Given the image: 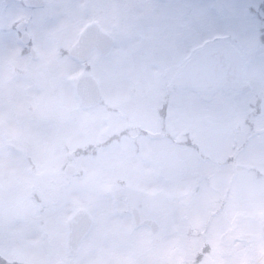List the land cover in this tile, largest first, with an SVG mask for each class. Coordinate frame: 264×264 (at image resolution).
<instances>
[{
	"label": "rangeland",
	"instance_id": "obj_1",
	"mask_svg": "<svg viewBox=\"0 0 264 264\" xmlns=\"http://www.w3.org/2000/svg\"><path fill=\"white\" fill-rule=\"evenodd\" d=\"M61 9L74 14L77 27L94 16L109 28L116 25L119 38L129 35L117 46L122 58L115 61L113 54L112 63L95 65L109 102L133 121L153 122L156 134L163 132L152 109L166 103V130L184 143H199L210 158L202 164L178 142L141 141L139 156L124 138L101 146L109 133L124 130V121L115 116L105 122L111 112L83 113L76 103L61 116L67 121L63 140L49 129L0 120V252L21 264H162L167 253L168 264H183L192 259L190 243L198 232L183 223L179 203L187 202L195 226L204 229L210 207L204 179L214 177L223 192L214 212L222 214L209 233L220 249H230L232 225L242 233L244 220H264V0H63ZM147 26L158 30L149 31L155 44ZM138 30L145 42L136 38ZM166 78L174 92L161 86ZM72 117L79 122H68ZM227 148L236 162L219 166ZM80 149L94 157L80 156ZM65 150L77 151L75 176L62 168ZM234 174L233 187L225 188ZM198 184L202 192L195 196ZM35 192L47 205L41 215L33 208ZM126 200L144 206L143 218L157 219L155 236L143 230L132 235ZM77 208L89 211L93 224L71 255L68 222ZM125 218L130 223L120 221Z\"/></svg>",
	"mask_w": 264,
	"mask_h": 264
},
{
	"label": "flooded vegetation",
	"instance_id": "obj_2",
	"mask_svg": "<svg viewBox=\"0 0 264 264\" xmlns=\"http://www.w3.org/2000/svg\"><path fill=\"white\" fill-rule=\"evenodd\" d=\"M44 1L42 6H35L27 5V0H0V120H2L3 123L8 122L17 126L25 125L29 127L28 130H30V128L37 129V127L45 130L49 129L52 133L56 134L58 139L60 138L63 140L64 138H62L60 129H62L63 125L67 124V121L65 118H61V116L65 117L66 107L71 106L70 103H72V105L76 103L77 110L83 111V113L90 112V110L95 111L98 108L102 109V111L99 112L101 114L104 111L111 112V114H108L110 118H108V121L105 119V122H111L110 119L113 120L115 116H118L124 121V130L122 132L114 131L109 133L110 138L107 139L106 142L100 143L101 146H110L109 142L121 141L122 138H124L134 143V149H137V154L139 156L141 141H167L168 144L178 141L179 147H184L182 151L186 150V152H189L197 159L198 156L202 157L201 154H204V151L199 143L187 144L181 140L170 137L171 132L169 133V130H166V128H168L166 122L167 104L164 102L163 106H156L153 107V109L148 108V110H153L156 114L159 126L162 129L161 131L164 133V137L161 138H153L150 136L151 133H156L152 131L153 122L149 123L144 121L146 122V125H144L142 120L139 121L138 118L133 121L131 114L124 113L121 106L110 103L103 91L100 106H82L75 93V86L78 79L84 74H92L97 78L95 73L97 69L95 65H98V61L104 63L110 61L109 63H112V60H114L112 59L113 54L115 61H117L119 57L122 58V53L116 52V50H120L117 46L121 39L129 35L119 38L115 34L119 31L116 25L109 28L108 25H105L99 18L94 16L80 23V26L77 27L75 25L74 14L61 9L63 0ZM54 7L59 8V10H55ZM92 23L97 24L98 27H95V31L91 35L92 38H89L86 44H84V50L81 52L75 50L74 54L77 53L81 55L80 58L82 59L77 58L71 51L78 43L81 33ZM99 29L102 30L104 34L101 33ZM152 29L155 30L156 28L149 26L146 33L150 35V40L153 42L154 30L152 33L149 32ZM133 30H137V25ZM157 31L156 29V32ZM120 32L119 34L123 35L124 29H121ZM136 34L140 35L139 37L136 35L137 39L143 38L144 42L146 41L145 33L141 30H138ZM155 41L153 44H155ZM150 44L152 43H149V45ZM77 65L78 67L75 69ZM158 65L160 64L158 63ZM223 74L224 73L220 76L222 77ZM227 75L229 74L227 73ZM126 78L128 79L127 76ZM216 78L218 79V77ZM170 84L172 83L166 78L161 86L165 89L168 87L169 93L170 91L174 92L177 87ZM171 86L174 87L171 88ZM131 94L134 96L132 88ZM163 100L162 98V101ZM5 106H7V110ZM17 108L23 112L24 116L22 120L20 119ZM52 112L56 116L48 120ZM158 113L160 115L162 114V117H160ZM47 115H49V117ZM23 120L25 123H21ZM68 122L77 124L79 121L77 117H72ZM134 131L138 132L137 135L134 134ZM114 133H119V136H115ZM132 133L133 135H131ZM3 136V141L10 140L8 136ZM94 144L100 145L97 143ZM189 144L194 146L192 149L193 152L185 147ZM234 152L235 150H233V153ZM230 154V149L227 148V161L220 162L222 164L219 166L224 167L228 165V163L234 164L236 162L234 161V156ZM206 157H208L207 154ZM207 159L200 162L206 165ZM162 168L163 167H159V170L162 171ZM208 180V178L204 179L206 186L203 187L207 191L208 201L210 203L208 209H206L205 206L207 220L204 229L195 226L193 219L190 217V207H187V202L181 200L179 203L183 211L181 215L183 223L185 225L189 223L194 227L195 231L198 232V235L193 238L194 240L190 243L193 244L194 249H188L192 259L184 261L183 264H264V220L262 219L247 222L244 220L242 224V233L240 232L241 227L236 228L237 226L232 225L230 235L232 238L230 245L228 244V247H230L228 250H222L217 246V244H219L218 238L214 240L213 238L211 239L209 231L213 225V221L216 216L222 214H215L214 210L220 209L219 203L222 199L223 192L220 191L221 187H219L218 177ZM234 181L235 174L226 180L227 186L225 188H232ZM193 190L194 195L197 196L202 192V186L198 184L193 187ZM214 194L216 195L215 197ZM228 202L229 200H227V204ZM127 205L125 201V216L127 219L128 217L131 219L127 210ZM132 206L139 209L142 220L150 218H143L142 210L144 206L141 203ZM127 219L125 218L120 221ZM153 220L158 223L157 219ZM127 221L129 222V220ZM141 230H143L144 233L149 231L147 227L141 226L131 231V233L132 235L140 233ZM238 231L240 232L239 235L241 238H236L238 237ZM184 237L183 243L185 245L189 244L190 240H187L186 236ZM236 243L242 246L241 251L236 248ZM188 250H185L186 254ZM0 255H3V253L0 252ZM128 255L132 257V254ZM167 258L171 259L172 256L167 253ZM169 259H166L165 262L163 261L162 264H168Z\"/></svg>",
	"mask_w": 264,
	"mask_h": 264
},
{
	"label": "water",
	"instance_id": "obj_3",
	"mask_svg": "<svg viewBox=\"0 0 264 264\" xmlns=\"http://www.w3.org/2000/svg\"><path fill=\"white\" fill-rule=\"evenodd\" d=\"M27 3L34 5H42L44 1L27 0ZM95 27H98V25L97 24L90 25L85 31L81 33L78 43L71 51L75 57L77 58L81 57V55H78L77 53L74 54V52L75 50H78L80 52L84 50V44H86V41L89 40V38H92L91 35L95 31ZM99 31L104 34L102 30L99 29ZM76 91H77V96L83 105H92L100 102V98H101L100 87L97 79L91 74L84 75L79 79L76 86ZM154 136H161V135H154ZM65 172L68 175H74L76 173V169L72 166H67ZM128 211L132 216L135 227L147 226L150 228L152 234L158 232L159 225L155 221L145 220L141 222V215L137 208H133L129 205ZM91 225H92V219L89 213L83 209H79L75 214V216L70 220L68 224L69 226L68 244L72 252H75L78 249L83 237L87 234ZM61 264H69V263H61Z\"/></svg>",
	"mask_w": 264,
	"mask_h": 264
},
{
	"label": "trees",
	"instance_id": "obj_4",
	"mask_svg": "<svg viewBox=\"0 0 264 264\" xmlns=\"http://www.w3.org/2000/svg\"><path fill=\"white\" fill-rule=\"evenodd\" d=\"M44 198V197H43ZM42 199V198H41ZM45 199H42V209H44L47 205H45V203H43V201H44ZM6 263H5V262ZM0 264H17V263H14V262H10V263H8L5 259H4V257L3 256H0Z\"/></svg>",
	"mask_w": 264,
	"mask_h": 264
}]
</instances>
